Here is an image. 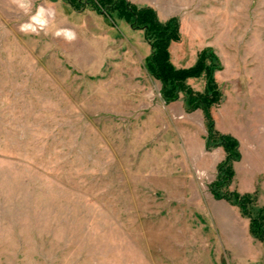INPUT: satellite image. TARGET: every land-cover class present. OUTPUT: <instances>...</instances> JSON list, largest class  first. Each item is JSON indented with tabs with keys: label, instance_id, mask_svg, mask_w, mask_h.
<instances>
[{
	"label": "rangeland",
	"instance_id": "1",
	"mask_svg": "<svg viewBox=\"0 0 264 264\" xmlns=\"http://www.w3.org/2000/svg\"><path fill=\"white\" fill-rule=\"evenodd\" d=\"M73 1L0 0V264H264L250 217L212 194L227 152L207 144L202 109L179 114L196 110L184 91L163 99L142 28L112 6ZM127 2L178 20L174 67L206 52L220 98L213 127L240 140L220 191L255 194V216L264 0ZM203 74L186 84L204 92Z\"/></svg>",
	"mask_w": 264,
	"mask_h": 264
},
{
	"label": "trees",
	"instance_id": "2",
	"mask_svg": "<svg viewBox=\"0 0 264 264\" xmlns=\"http://www.w3.org/2000/svg\"><path fill=\"white\" fill-rule=\"evenodd\" d=\"M74 3L73 0H70ZM90 3L103 6H112L113 9L120 10V14L130 21L137 28L144 30L145 38L149 41L151 52L146 58L148 70L161 81V95L166 102L174 101L178 97V92L184 91L186 94V109L194 110L201 108L206 119L208 130V145L221 146L227 152L225 159L217 166V180L210 186L212 194L216 198H224L234 202L241 209L242 213L250 217V230L259 239L264 238V206L257 209L255 216L248 208V203L255 200V194L237 192H221L220 187L230 182L233 175L231 162L240 156L238 152V141L228 134H219L213 127V120L210 117L209 107L212 103L219 101V93L212 77V71L205 64L206 52L201 51L194 64L187 68H176L170 62L168 46L170 41H178L180 38L178 31V20L169 18L161 22L154 9L148 6L137 7L127 2V0H89ZM205 75L204 92H196L186 84L189 77Z\"/></svg>",
	"mask_w": 264,
	"mask_h": 264
},
{
	"label": "crops",
	"instance_id": "3",
	"mask_svg": "<svg viewBox=\"0 0 264 264\" xmlns=\"http://www.w3.org/2000/svg\"><path fill=\"white\" fill-rule=\"evenodd\" d=\"M146 4H148V5H150V0H147V2H146ZM201 110L200 109H196L195 111H193V112H186L185 110H182V111H179V112H181V113H179V114H184V113H187V114H191V113H199ZM202 113V112H201ZM181 115H179V117L181 116ZM201 115V114H200ZM203 125V124H202ZM234 137V136H233ZM235 138V137H234ZM237 141H238V144L240 145V140L239 139H237V138H235ZM218 151H221V147H219L218 146ZM206 153H209V152H206ZM222 153V152H221ZM220 157L217 159V160H215L214 161V165H216L217 163H218V161L219 160H221L222 159V157H223V155L221 154V155H219ZM264 206V205H263Z\"/></svg>",
	"mask_w": 264,
	"mask_h": 264
}]
</instances>
